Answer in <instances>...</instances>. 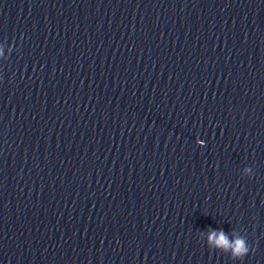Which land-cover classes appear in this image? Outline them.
I'll use <instances>...</instances> for the list:
<instances>
[{"label":"clouds","instance_id":"obj_1","mask_svg":"<svg viewBox=\"0 0 264 264\" xmlns=\"http://www.w3.org/2000/svg\"><path fill=\"white\" fill-rule=\"evenodd\" d=\"M207 242L210 247L228 252L237 260H243L249 253L248 242L243 237L235 236L234 239L230 240L228 235L222 230H209Z\"/></svg>","mask_w":264,"mask_h":264}]
</instances>
